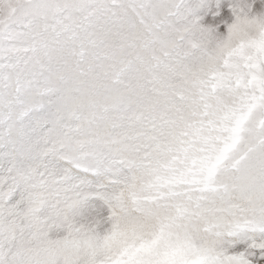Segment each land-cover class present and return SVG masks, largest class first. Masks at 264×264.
<instances>
[{
  "label": "snow or ice",
  "instance_id": "1",
  "mask_svg": "<svg viewBox=\"0 0 264 264\" xmlns=\"http://www.w3.org/2000/svg\"><path fill=\"white\" fill-rule=\"evenodd\" d=\"M0 264H264V0H0Z\"/></svg>",
  "mask_w": 264,
  "mask_h": 264
}]
</instances>
